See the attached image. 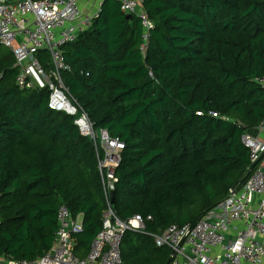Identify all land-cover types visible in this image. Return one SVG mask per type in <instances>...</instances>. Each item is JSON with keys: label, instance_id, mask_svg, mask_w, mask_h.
<instances>
[{"label": "trees", "instance_id": "16d2710c", "mask_svg": "<svg viewBox=\"0 0 264 264\" xmlns=\"http://www.w3.org/2000/svg\"><path fill=\"white\" fill-rule=\"evenodd\" d=\"M153 23L105 0L63 46L64 84L96 131L125 144L111 209L127 223L122 264H166L153 235L193 225L250 177L242 135L264 122V0H141ZM0 44V259L49 252L65 205L83 216L84 259L109 211L94 143L50 107L49 89L21 90ZM48 73V51L38 54ZM201 113V115H199ZM217 114V117L213 116ZM151 217V220L148 218Z\"/></svg>", "mask_w": 264, "mask_h": 264}, {"label": "built area", "instance_id": "2783aa9c", "mask_svg": "<svg viewBox=\"0 0 264 264\" xmlns=\"http://www.w3.org/2000/svg\"><path fill=\"white\" fill-rule=\"evenodd\" d=\"M82 1L0 0V44L14 55L19 88L49 89L50 107L74 117L81 135L94 143L109 211L101 233L84 259L74 251L77 236L84 229L83 216L75 218L65 205H61L56 238L49 252L31 261L0 259V264H122L121 242L126 231H145V220L141 216L124 223L111 209L110 195L117 182L115 171L125 144L112 138L107 131L94 129L62 78L63 71L69 70L63 46L75 42L80 33L90 28L105 0H95L98 9L94 14L83 8ZM115 1L123 14L140 19L147 41L153 23L143 11L141 0ZM42 50L48 51L52 60L51 73L39 60ZM259 83L264 88V79ZM257 129L264 132V122ZM241 139L249 150L251 165L257 164L248 181L231 190L224 201L193 225H173L153 235L158 247L175 252L171 264H264V141L250 131Z\"/></svg>", "mask_w": 264, "mask_h": 264}, {"label": "crops", "instance_id": "0c3cea01", "mask_svg": "<svg viewBox=\"0 0 264 264\" xmlns=\"http://www.w3.org/2000/svg\"><path fill=\"white\" fill-rule=\"evenodd\" d=\"M94 1V2H93ZM82 6L84 9L87 8V6L92 7L93 12H96L97 8V3L95 0H83L82 1ZM251 134L255 137H258L260 140L264 141V132H260L258 129L251 131Z\"/></svg>", "mask_w": 264, "mask_h": 264}, {"label": "water", "instance_id": "95a60500", "mask_svg": "<svg viewBox=\"0 0 264 264\" xmlns=\"http://www.w3.org/2000/svg\"><path fill=\"white\" fill-rule=\"evenodd\" d=\"M126 18L128 19V20H130V19H132V16H126ZM256 165L257 164H253L252 166H251V168H250V170H249V173H251L253 170H254V168L256 167ZM111 198H112V204L114 203V193H111ZM174 256H175V252H172L171 253V256H170V258H169V260L167 261V263L166 264H171V262H172V260H173V258H174Z\"/></svg>", "mask_w": 264, "mask_h": 264}, {"label": "rangeland", "instance_id": "374dc122", "mask_svg": "<svg viewBox=\"0 0 264 264\" xmlns=\"http://www.w3.org/2000/svg\"><path fill=\"white\" fill-rule=\"evenodd\" d=\"M93 2H94V1H93ZM96 8L98 9V3H97ZM85 10H86L89 14H94V13H95V12H93L92 7H89V6H87V8H86ZM3 50H4V52L7 51L6 48H4Z\"/></svg>", "mask_w": 264, "mask_h": 264}]
</instances>
